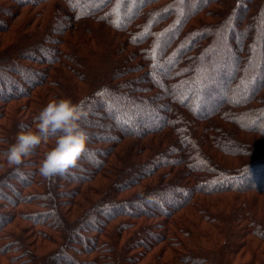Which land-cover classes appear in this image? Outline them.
Masks as SVG:
<instances>
[{
	"label": "trees",
	"instance_id": "obj_1",
	"mask_svg": "<svg viewBox=\"0 0 264 264\" xmlns=\"http://www.w3.org/2000/svg\"><path fill=\"white\" fill-rule=\"evenodd\" d=\"M53 98L89 151L0 170V264H264V0H0V152Z\"/></svg>",
	"mask_w": 264,
	"mask_h": 264
},
{
	"label": "clouds",
	"instance_id": "obj_2",
	"mask_svg": "<svg viewBox=\"0 0 264 264\" xmlns=\"http://www.w3.org/2000/svg\"><path fill=\"white\" fill-rule=\"evenodd\" d=\"M88 117L84 100L51 99L34 118V128H22L15 142L0 152V170L18 168L24 158L31 156L42 144L54 141L45 152L38 173L46 181L68 174L89 151V135L82 127Z\"/></svg>",
	"mask_w": 264,
	"mask_h": 264
}]
</instances>
